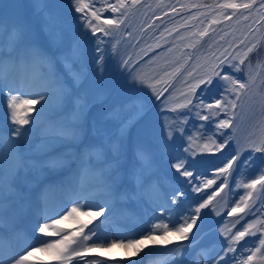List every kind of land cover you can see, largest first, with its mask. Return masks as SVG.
<instances>
[{"label": "snow or ice", "instance_id": "1", "mask_svg": "<svg viewBox=\"0 0 264 264\" xmlns=\"http://www.w3.org/2000/svg\"><path fill=\"white\" fill-rule=\"evenodd\" d=\"M138 2L139 0H132L133 5ZM34 3L43 20V39L27 20L21 19L9 27L0 16V93L7 90L8 120L10 125H14L10 127L7 136L3 128H0V264H31L36 252H42L48 257L47 260L37 261V264H73L74 260L79 264V261H85V254L104 247L137 248L139 252L141 249L137 246L146 240L154 241L157 229L163 230L162 236L165 238L174 231L181 239H187V233L196 223V217L211 202L212 195L194 210H190L194 211L192 216H181L176 222L171 219V209L159 205L164 209L162 216L168 213L166 218L171 223V228L162 219L161 223H153L148 234L139 239L102 240L99 229L103 221L101 225L89 228L93 223L92 219L79 220V217H99L106 211L110 213L118 201L148 197L155 203L161 187L157 181L158 164L171 147L169 141L173 139L174 133L182 132L183 127L182 123L173 126L166 122L163 133L159 132L147 119L149 106L142 99L125 104H107V93L100 84L101 75L105 71L104 56L93 57L95 67L90 71L87 49L81 40L75 37L66 39V24L51 10L48 0H34ZM97 3L99 0H70L74 13L80 14L77 21L80 22L85 38L89 30L93 35H110L111 28L120 21L103 17V11L108 9L116 13L126 7L125 0H115L114 3L102 4L99 8L96 7ZM252 3L254 0L244 4L225 2L219 6L248 9L252 7ZM200 35L206 36L207 32H201ZM102 43L104 41L97 37V52L101 51L99 45ZM240 43L243 44L244 41L241 40ZM255 49L256 45L253 44L246 51L242 50L235 55L228 49H224L219 56L213 53L215 62L209 65L195 84L189 86L190 93L194 95L197 88L205 85L201 89L202 96L197 97V104L190 109H199L195 114L201 120L209 121L221 113L225 115L223 119L212 121L217 131L204 137V150L211 151V146L219 150L228 143L232 134H226L222 130L232 128L237 101L249 85L255 82L252 75L242 78L236 74L243 70L242 66ZM257 66L264 67V64L257 61ZM251 67L249 61V72ZM188 75L191 76L192 73L189 72ZM217 77V84L222 89L218 90V98L204 95L210 93L213 80ZM153 91L155 92L154 87ZM159 95L161 93H157V98ZM38 104L39 109L35 108ZM191 104V96H185V102L179 107L185 108ZM204 109L208 110V115H201ZM175 110L174 107L172 111ZM33 112H36L35 116L30 115ZM27 125L31 127L26 128ZM133 128L134 136L130 135ZM217 133L222 137L219 143L214 139ZM34 140L38 142L32 145L30 152H20V141L31 144ZM5 141L15 161L7 172L3 157ZM249 146L254 153L264 152V121L259 125V135L249 142ZM238 155L239 149L220 172H228ZM25 156L43 159L26 161ZM175 160L171 167L176 172L185 177L193 175L189 171L193 167V161L187 157H175ZM249 161H253L251 155L242 163L246 166ZM73 164L76 165L75 168L72 167ZM28 168H47L53 173L66 170L68 175L43 190L37 207L15 181L18 172ZM213 183L214 180L207 181L208 185ZM257 185L264 187V168L250 177L244 187L255 190ZM52 192L61 193L64 197L63 202L55 207L49 199ZM248 195L251 196L252 191ZM177 199L178 196H173V200ZM93 209L96 211L93 212ZM238 209L239 205L232 211L236 212ZM33 217L37 221L41 217L43 219L42 223L32 225L36 243L20 254H13L14 243L24 239L26 235L22 225L30 222ZM69 219L76 220L79 227L74 231L58 227ZM252 228L254 224L248 223L243 230L232 234L225 242L219 259L208 257L211 264H221V261L229 264L224 257L235 251V244L250 234L249 229ZM85 229L88 231L85 232ZM258 243V247L253 244L254 251L242 246L243 252H250L245 264H253L256 254L264 249V238L259 239ZM231 259L235 257H229ZM85 264H97V261H85ZM261 264H264V254Z\"/></svg>", "mask_w": 264, "mask_h": 264}, {"label": "rangeland", "instance_id": "2", "mask_svg": "<svg viewBox=\"0 0 264 264\" xmlns=\"http://www.w3.org/2000/svg\"><path fill=\"white\" fill-rule=\"evenodd\" d=\"M213 1L214 0H202V1L200 0H153L149 2V0H147V3H145V6L146 8L150 9L151 11L150 15L158 16V14H160L161 12L160 10L163 9L161 7L167 6L171 3L177 4V5H182L186 3L185 5L180 6L181 8H183L190 4L204 2L206 4L205 6L209 7V6L216 5V3H213ZM48 2L51 6V10L54 13L58 14L61 17V19L64 21V23L66 24V39L71 40L74 37L79 38L82 44L86 47L87 63L90 59L91 65L95 66V61L93 60V57L99 56V55L104 56L105 71L101 75L100 84L102 85L105 92H108L115 82V79L119 72L120 64L122 63L123 53L119 52L118 49L123 48L124 46L128 48L131 46L133 47L135 41L139 38L140 33L142 31L141 24H144L145 20H148L147 22H149V18L146 15V12L140 17V14L143 10L139 6L137 8L139 12H135L137 20L135 21L134 19L133 23H131L130 22L131 17L126 16L125 13L122 16V11L112 13L108 9L104 10L102 13L103 17L114 18L117 21H120V23H118L116 26L111 28L110 35H108L107 38L103 40L102 39V37L104 36L103 33H97L93 35L89 30L86 38L82 35L80 22L77 21V17L80 14L74 13L72 5L70 4V0H48ZM114 2L115 0H99L100 5L96 7L99 8L101 7L102 4L114 3ZM22 3H28V5L30 6L32 5L31 0H13V4L9 8L10 13H14L16 11L14 10V8L16 7L20 8ZM253 4L254 3H252V6ZM241 9L243 8H239L237 12L243 11ZM18 13L19 12H17V14ZM248 13L249 14H247L245 17L246 25L253 23L255 18L260 15L259 18H261V24H262L260 25V27H262L261 30H262V35H263L264 34V7H260L254 10V13H252V11L251 13L250 12ZM213 15L214 16L219 15V18L224 17L223 13L220 14V10H215L213 12ZM172 19L173 18L166 20L156 32L150 33V36L151 37L153 36L152 40L156 38L155 43L151 46V49L157 46L162 49L161 50L154 49L152 52H146V55L148 57L145 60L146 64L148 65L147 67H144L141 63H139L136 66H132V67L130 66L128 68L126 76L127 74L128 75L133 74V76H130L131 80L130 78L128 79L130 85L132 86H129V89H124L125 91L122 90V92L124 91L123 92V94H125L124 96L121 95L122 93L121 94L118 93V88H117V92L114 94L112 102L109 103V105L131 103L132 102L130 98L132 96L130 94L132 91L131 89H133V91L137 90L136 84L139 83L141 79L145 78V76L147 75L145 73H148L150 71L149 74L154 76L155 73L153 72L155 71L159 72L161 71L162 68L166 67V66H163L165 63L167 64L169 68H171L172 66L178 67L179 64L174 63L175 60L181 56H182L181 57L182 60H185L191 55L194 49V48H182V42L184 40H188V41L191 40L190 42H192L195 46H197L201 42L202 38H200L199 34L197 35L195 28L194 30H187L190 27V25L189 26H186V25L187 23L191 22V19H181L180 21L182 22V25L177 24V21L179 19L171 21ZM195 24L202 27L200 21H196ZM42 27H43V20L41 16L39 15L37 19V24L35 23V31L38 33L41 39H43L45 36L44 32L42 31ZM261 36L259 37V41L262 44H261V47H259L257 50H262V52L260 53L257 52L252 55L255 58L252 60H256V61L254 64H252L251 62V65H252L251 72H249V68H248L249 61L248 60H246L245 65H243L246 67V69L243 70L246 73V76L248 75L254 76L255 82L249 85V88H251V90L249 89L246 90L245 97H243V100H241V102L240 100L237 101L238 106L234 110V114L237 112L239 113V116H240L239 122H241L240 125H241L244 138H247L249 136H250L249 138H251L254 135L253 132L254 130H256L258 123L260 124L262 121H264V67L257 66V61H260L261 64H264V39H262ZM97 37H100L104 41V43L99 45V48L101 49L100 52L96 51ZM204 43H205L204 48H201L200 49L201 51H199L198 55H196L197 58L195 62L192 64V66L188 69L189 71L187 72V75L186 73L184 74L186 76H189L188 73L191 72L192 75L190 76V80L196 79V78L199 79V77H201L205 73L206 69L209 67L206 64L213 63V62L208 61L209 53L205 51L206 45H210V47H207V48H213V50H215L217 53H220L221 48H224L223 45L218 41V38L215 34L210 37L207 36ZM113 45H115L116 48L114 49H116L117 52L115 53V55L113 54L114 57L111 58L109 49L113 48ZM242 78L244 77L242 76ZM124 80L125 79H123V81ZM218 80H219L218 77L213 80V84L210 88V93L204 94V95L217 96L218 90H222L219 88V85L217 84ZM183 81L187 82L189 80L185 81L184 79ZM204 87L205 85H201L200 88H197L195 90L194 95L190 93L189 89L186 90V88H184L185 91L181 92L180 95H182V93L187 94L185 96H191V99H192V104L188 105L185 108L179 107L180 104L185 102V96H182V97L178 96V97L170 98L166 102L163 101L162 106L171 107L170 103L172 101L179 100L177 102L178 113L175 114L174 116L171 117L169 115L170 113L164 115L166 111H169L168 108L166 109L164 108L162 112H160L161 121L159 120L153 121L150 119L153 125L161 133H163V125L166 122L172 124L173 126H175L177 123H182L183 131L182 132L178 131L174 133L173 139L169 141V144L171 145V147L168 149L167 153L160 160L158 164V170H161L165 173H169L170 171L173 172L175 169L171 167V164L176 162L175 157H181L184 153V147L188 146L189 150L186 152V157L194 162L193 163L194 168L193 167L189 168V171H192L193 175L191 177H185V176L183 177L191 180L192 183L194 182L195 191H194V194H190V195H193L192 205H195L196 207H198L200 203L206 200L211 195V193L215 192V191L211 192V190L209 191L208 189L204 193L201 191L206 188H209L207 186L208 185L207 181L208 180L215 181L220 176L217 175L216 178H213V177H210L208 173L202 174L201 172L203 170L200 171L201 170L200 168L196 169L198 167L197 166L195 167L194 165L199 164L200 162H202L203 164H206L211 160L213 161L215 160V162H217V168L213 171V174L216 175L218 174V172L220 173V169L223 168L225 164H222L219 158L222 157V153L225 152V150L227 149V145H228L227 143L224 148L219 149V150H217L215 146H211L212 147L211 151L204 150L203 148V145L205 143L204 137L208 135H212L213 131H217L212 121L213 120L218 121L219 119L225 118V115L221 113L219 116L212 117V119H210L209 121H203L199 118V116L195 114V112L199 111V109L190 111V109L193 108V105L197 104V97L202 96L201 89ZM154 88H155V92L153 91V88L149 92H147V97L149 100L153 98L154 93H156V96H157V93H160L161 87L159 85L155 86ZM165 94H170V93H165ZM208 102H211V101H208ZM239 102H240V105H239ZM208 114L209 113L207 109H204L203 111H201V115H208ZM151 115H153L152 118H156L155 113H151ZM226 130H222V131L225 132ZM214 139H216L217 142L219 143L222 137H219V134L217 133ZM197 150L198 152H201L199 159H197L194 156ZM257 153L264 154V152L254 153L252 151L253 156H257ZM253 161H249L248 165L244 166L242 170L243 177L241 178V181H242L243 186L246 183H248L250 177L255 176L258 172L257 170H258L259 162L255 160ZM182 171L183 170H181V172ZM179 175L182 176L181 173H179ZM198 182L199 184H197ZM215 188L216 186L213 187V189ZM249 190L250 189L242 187V186L239 187V190L236 189L232 207L235 208L237 205H239V209H243V211H240L239 209L236 211V214H239L236 220L239 221L240 219L244 217V220H243L244 222H237L233 226L230 227V230L228 234L226 235V237H229V239L232 234L237 232L238 227L243 228V226H246L247 223L254 224V228L251 229V232L249 235L254 236V237L258 235L259 239L264 238V202L261 205L257 203L255 206L254 204V202L257 200L256 197L260 198V200L259 199L258 200L262 202L261 197L264 198V193H253L252 192L253 197H251L248 195ZM150 203L152 204L151 201ZM201 213L202 215H204L203 210H201ZM181 216H184V213L177 215V217H173V220L177 221L179 217ZM148 232L145 233L144 235H147ZM156 236H158V238H161V235L159 234H156ZM241 244L242 243H240L239 245ZM262 254H264V249H261V252L256 254V259L253 261V264H261ZM210 256L215 257L216 259H219V253L215 251H213L212 255ZM210 256H207V257L205 256L203 258L201 254L199 253V248L197 249L195 247L194 249H192V251H190V248L187 249L186 255L183 256V258L187 259L188 264H196V260L198 258H200L201 260H204L205 263L207 264H211V261L208 259V257ZM225 257L227 258L229 264H241L242 262H244V259L242 258V256L237 254V251H236V254L235 252L233 253L229 252L227 256ZM229 257H235V259L229 260Z\"/></svg>", "mask_w": 264, "mask_h": 264}, {"label": "bare ground", "instance_id": "3", "mask_svg": "<svg viewBox=\"0 0 264 264\" xmlns=\"http://www.w3.org/2000/svg\"><path fill=\"white\" fill-rule=\"evenodd\" d=\"M237 161V159H236ZM236 161L233 164V167L231 168V175H233V172L236 170ZM209 220V218H206L204 220H200L199 222H202V224H205L207 221ZM171 228V227H170ZM198 228L195 226V224L192 226L191 230L187 233V237L188 236H193L197 233ZM156 233H159L160 230L157 229L155 231ZM164 237H161V240L159 242H156L157 239H155L154 241H144L143 244H141L140 246H137L139 249L141 246H145L146 249L140 250L139 252L135 251V249H131L128 250L129 252V260L131 259V255L133 254V252L137 253L138 257H136V264H144V261L147 260L149 255H156V254H161V251L167 250L169 248H171V242L168 243H164L166 240L163 239ZM168 238V236H167ZM180 238V237H178ZM163 239V240H162ZM174 239H177V237H174ZM122 251H125V249L123 247H112V248H108V249H93L92 252L85 254V261H91V260H95L97 261V264H109L110 262H119L122 261L124 262V258L126 257ZM36 258L38 259V261H43V260H47L48 257L42 253V252H36L35 253ZM153 257L149 258L148 260H152ZM82 261V262H85ZM126 261V260H125ZM127 262V261H126ZM73 264H77V261H73ZM79 264H85V263H81V261H79Z\"/></svg>", "mask_w": 264, "mask_h": 264}]
</instances>
